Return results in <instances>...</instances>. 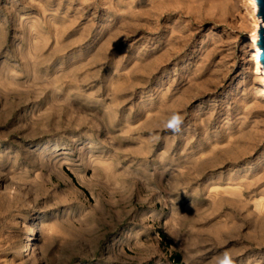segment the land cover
<instances>
[{
  "label": "rangeland",
  "instance_id": "obj_1",
  "mask_svg": "<svg viewBox=\"0 0 264 264\" xmlns=\"http://www.w3.org/2000/svg\"><path fill=\"white\" fill-rule=\"evenodd\" d=\"M254 6L0 0V264H264Z\"/></svg>",
  "mask_w": 264,
  "mask_h": 264
},
{
  "label": "bare ground",
  "instance_id": "obj_2",
  "mask_svg": "<svg viewBox=\"0 0 264 264\" xmlns=\"http://www.w3.org/2000/svg\"><path fill=\"white\" fill-rule=\"evenodd\" d=\"M254 9H255V12L258 11V7L254 6ZM263 25H264V23L262 22L260 25H256L253 28V30L251 31V33L249 35V44H250L251 48L255 51V58H256V62H257L256 67L258 68L259 72H261V75L264 78V66L260 60L261 50L257 44L258 43V29ZM254 80H256V79L254 78ZM254 97H255V99H258L260 102H262L264 104V92L257 91V92H255ZM105 228L107 229V227H105ZM103 233H105V232H103ZM30 251H31V247H30V245H28L25 248L23 253L28 255L30 253Z\"/></svg>",
  "mask_w": 264,
  "mask_h": 264
},
{
  "label": "clouds",
  "instance_id": "obj_3",
  "mask_svg": "<svg viewBox=\"0 0 264 264\" xmlns=\"http://www.w3.org/2000/svg\"><path fill=\"white\" fill-rule=\"evenodd\" d=\"M182 120L183 118L178 113H174L169 118L167 126L173 131H179ZM217 264H233V261L227 253H224L222 256L217 258Z\"/></svg>",
  "mask_w": 264,
  "mask_h": 264
},
{
  "label": "water",
  "instance_id": "obj_4",
  "mask_svg": "<svg viewBox=\"0 0 264 264\" xmlns=\"http://www.w3.org/2000/svg\"><path fill=\"white\" fill-rule=\"evenodd\" d=\"M258 7V15L264 23V0H255ZM258 46L261 50L260 60L264 66V25L258 29Z\"/></svg>",
  "mask_w": 264,
  "mask_h": 264
}]
</instances>
